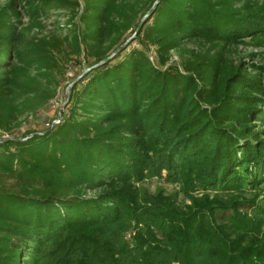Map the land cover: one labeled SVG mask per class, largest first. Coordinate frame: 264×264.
Here are the masks:
<instances>
[{
  "label": "trees",
  "instance_id": "16d2710c",
  "mask_svg": "<svg viewBox=\"0 0 264 264\" xmlns=\"http://www.w3.org/2000/svg\"><path fill=\"white\" fill-rule=\"evenodd\" d=\"M82 1L72 55L84 52L89 70L69 114L0 142V264H264V199L252 191L264 184V65L248 71L224 51L264 36V0ZM15 2L0 7V128L9 132L53 97L29 70L49 78L61 51L26 39ZM21 2L33 19L73 4ZM130 27L138 48L125 44ZM193 39L210 46L169 65L171 50ZM163 171L180 191L143 194L138 184ZM246 204L254 217L240 211Z\"/></svg>",
  "mask_w": 264,
  "mask_h": 264
},
{
  "label": "rangeland",
  "instance_id": "374dc122",
  "mask_svg": "<svg viewBox=\"0 0 264 264\" xmlns=\"http://www.w3.org/2000/svg\"><path fill=\"white\" fill-rule=\"evenodd\" d=\"M11 1L14 2L15 0H0V7L7 5ZM68 1H71L73 4L65 7L50 8L47 12L41 13L37 19L32 18L29 10L25 8V2H21V0H16L15 2L20 11L21 25L19 27H23L26 39H34L33 41L37 45L44 39L54 41L55 43H58L61 51L56 53L58 65L49 71V78L44 76V73H39V69L34 65H31L29 70L32 77H37L38 85H41L42 88H49L51 93H53V97L50 100L41 103L36 109H30L22 115L19 121L20 125L15 131L9 132L0 128V142L15 136L21 137L22 140H26L31 137L32 134L28 135L31 131L43 133L47 128L60 124L65 116L69 114L71 105L74 103V88L76 84L81 86L87 82V79H84V76L89 70L87 57L84 52L80 58H76V55H72L75 50L73 35L79 34V31L83 29V25L80 21L82 7L79 9L76 3L81 4L82 6L83 1ZM125 1L127 4H135L137 8H144V3L150 0ZM159 1L160 0H156L154 2L153 8ZM150 12L151 11L148 13ZM143 13L144 11L139 12L137 20L143 15ZM147 16L148 14L144 15L140 21V27ZM134 31L135 29L131 27L127 30L125 44L133 40V37L135 36V34H133ZM124 45L117 49V51L121 50ZM209 46L210 44L202 39H193L181 46L180 49L171 50L169 65L177 64L181 67L191 56L188 51H185V49L203 53ZM138 47V42L132 41L129 49ZM224 51L230 63L234 65L243 64L248 71L253 72L255 66L264 65V36L255 38L252 34H247L246 36H242L239 42L227 44ZM148 53L151 61L154 64H157V47L155 45H150ZM256 129L264 133L263 124H256ZM246 140L247 139L244 141ZM250 167H253V165ZM165 173L166 172L163 171L162 178L155 176L139 183L138 187L141 192L148 196H156L160 192L165 196H175L176 193L180 191L181 186L179 183H166L164 180ZM250 191L249 193H260V198L263 197L262 199H264V184L260 186L257 191ZM89 194L92 196L96 195L93 191L89 192ZM250 196L252 195H246V198H250ZM211 198H214V195H212ZM176 199L184 206L192 204L191 199L183 194H178ZM261 200H258V203H261ZM240 211L248 213L250 216L254 217L253 207L250 205H241ZM135 232L136 229L134 228L126 231L124 234L125 239L132 242V237ZM20 246H23V243H21Z\"/></svg>",
  "mask_w": 264,
  "mask_h": 264
},
{
  "label": "water",
  "instance_id": "95a60500",
  "mask_svg": "<svg viewBox=\"0 0 264 264\" xmlns=\"http://www.w3.org/2000/svg\"><path fill=\"white\" fill-rule=\"evenodd\" d=\"M140 29V26H139V28H138V30Z\"/></svg>",
  "mask_w": 264,
  "mask_h": 264
}]
</instances>
